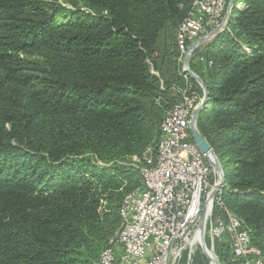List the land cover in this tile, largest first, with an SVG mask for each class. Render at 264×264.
I'll use <instances>...</instances> for the list:
<instances>
[{
  "label": "trees",
  "instance_id": "obj_1",
  "mask_svg": "<svg viewBox=\"0 0 264 264\" xmlns=\"http://www.w3.org/2000/svg\"><path fill=\"white\" fill-rule=\"evenodd\" d=\"M79 1L85 11L0 0V264H97L111 231L97 197L109 192L118 212L140 174L123 186L133 168L116 159H140L156 143L187 80L172 60L185 0ZM239 1L204 57L207 105L196 125L233 159L222 200L264 260V0ZM31 47L56 59L31 67L11 54ZM95 158L116 162L107 169Z\"/></svg>",
  "mask_w": 264,
  "mask_h": 264
},
{
  "label": "built area",
  "instance_id": "obj_2",
  "mask_svg": "<svg viewBox=\"0 0 264 264\" xmlns=\"http://www.w3.org/2000/svg\"><path fill=\"white\" fill-rule=\"evenodd\" d=\"M185 4L187 11L177 25L175 44L186 79L193 72L191 58L204 42L198 40L228 30L229 18L241 3L185 0ZM196 60L205 63L203 56ZM201 101L186 80L160 123L158 140L141 154L140 182L123 195L119 225L97 264H179L185 253L190 261L197 249L209 264H225L226 254L238 264H264L243 222L223 203V170L215 168L192 141L190 118Z\"/></svg>",
  "mask_w": 264,
  "mask_h": 264
},
{
  "label": "rangeland",
  "instance_id": "obj_3",
  "mask_svg": "<svg viewBox=\"0 0 264 264\" xmlns=\"http://www.w3.org/2000/svg\"><path fill=\"white\" fill-rule=\"evenodd\" d=\"M55 1L57 3H60L63 6H66L67 8L73 7V8L82 10V11H85V9H86L83 7V4L79 0H55ZM56 19H57V21H60V22L68 20L67 15L64 13H56ZM228 26H230V24H228ZM229 29H231V28H229ZM226 32H228V31L227 30L223 31V34ZM217 36L218 35H216L215 37H213L211 39L205 40L203 42V44H201V47L199 48V50H197L195 52L196 55L195 56L193 55V57L191 58L190 69L193 71V73L195 75L199 76L202 79V81H203V77H204L203 76L204 74L201 71L202 70V64L199 63L196 60V58L198 56H203V58H204L207 55L209 47L211 48V46L215 42V39ZM165 43L169 44V42H165ZM165 43H160V45L165 46L166 45ZM217 48L214 49V51H216ZM11 54L14 55L16 58H22V59L26 60L28 66H31V67L36 65L37 63L48 64V63H50V60L56 59V57L54 56V54L52 52H49V51H46L45 49H40L37 47H31V48H28L27 50H20V51L11 52ZM172 60L176 61V63L178 64L177 55L175 53H173V55H172ZM180 73H181V75L183 74L182 77L184 80L185 74L181 71V69H180ZM186 79L189 83L192 84L193 88H197L196 89L197 93L199 94V97L202 99L203 91H202V88L200 87V85L190 75H187ZM178 87H180V86L178 85L177 87H175V89H177ZM161 103L162 104L165 103L164 99ZM206 105H207V100H206V103L202 106V108H204ZM166 110L162 113L161 118H162V116L165 115ZM200 113H198L196 120H197ZM9 130H10V123H6L3 127V131L8 132ZM157 135H158V125L155 128H153L152 132L149 133L150 137H149L148 141H150V140H151V142L154 141V139L156 138ZM148 141H146V142H148ZM212 151L216 155L220 165L222 166L223 174H224V176L226 175L225 179L229 183L232 182V180L234 179V171H235V163H234L233 159L229 158V156L226 153L225 154H218V153L216 154L213 149H212ZM116 160H117L118 164L127 165V166L133 168V174L131 175V177L129 179H125L122 181L123 186H127V188L133 187L139 181V174H138V170H137V166L140 164L139 157L137 155H132L129 157L125 156L123 158H119ZM116 160L104 161V160L95 158V163L98 164L99 166H104L108 169L109 167H111V165L113 163L116 162ZM87 174H89V173L87 172ZM226 188H227V192H229L230 191V185L228 183H227ZM108 194H109V192L103 193L102 195L97 197L98 204H99L97 211L101 217V221L105 222L108 227L111 226L110 229L112 231L117 226V220H118L117 214H118V212H114V210L110 207L111 203H110ZM111 231H110V233H111ZM110 233H109V235H110ZM109 235H108V237H110ZM108 237H107V239H108ZM104 245H105V243L103 244V246ZM102 249H103V247L99 251V254L102 251ZM224 261L226 264L227 261L225 259H224ZM179 264H209V263L207 261L206 256L199 249H197L196 252L191 256L190 261H187L186 253H185L183 258L180 260Z\"/></svg>",
  "mask_w": 264,
  "mask_h": 264
},
{
  "label": "water",
  "instance_id": "obj_4",
  "mask_svg": "<svg viewBox=\"0 0 264 264\" xmlns=\"http://www.w3.org/2000/svg\"><path fill=\"white\" fill-rule=\"evenodd\" d=\"M205 40H206V38L203 37V38L199 39L198 42L200 43V42H203ZM188 73H189V75L194 74L193 72H190V71ZM194 76H195L194 80L198 81V83L200 84V86L202 88L203 98L201 101V105L193 112V114L190 118L191 138H192L193 143L197 146V148L202 153H204L207 156L212 155L218 161V159H217L216 155L213 153L210 145L208 144L206 139L201 135V133L199 132L197 125H196V117H197L199 111L201 110L202 106L206 103V100H207V89H206V86H205L204 82L202 81V79L195 74H194ZM214 263H217V262L215 261Z\"/></svg>",
  "mask_w": 264,
  "mask_h": 264
},
{
  "label": "bare ground",
  "instance_id": "obj_5",
  "mask_svg": "<svg viewBox=\"0 0 264 264\" xmlns=\"http://www.w3.org/2000/svg\"><path fill=\"white\" fill-rule=\"evenodd\" d=\"M190 76L194 79L195 76L194 74H190ZM198 83V81H196ZM199 84V83H198ZM200 85V84H199ZM201 105V104H200ZM199 105V106H200ZM209 158L211 159V162L213 163V165L215 166V168H217L218 170L222 169V166L220 165L219 161H217L212 155H208Z\"/></svg>",
  "mask_w": 264,
  "mask_h": 264
}]
</instances>
